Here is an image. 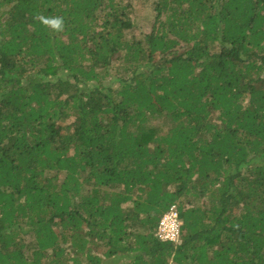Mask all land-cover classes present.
<instances>
[{
  "label": "trees",
  "instance_id": "1",
  "mask_svg": "<svg viewBox=\"0 0 264 264\" xmlns=\"http://www.w3.org/2000/svg\"><path fill=\"white\" fill-rule=\"evenodd\" d=\"M153 10L0 0V264H264V0Z\"/></svg>",
  "mask_w": 264,
  "mask_h": 264
},
{
  "label": "rangeland",
  "instance_id": "2",
  "mask_svg": "<svg viewBox=\"0 0 264 264\" xmlns=\"http://www.w3.org/2000/svg\"><path fill=\"white\" fill-rule=\"evenodd\" d=\"M123 5L129 6L132 11L128 14V17L132 23L131 27L125 31L128 37L135 36L136 38L149 32L151 24L153 22L155 12L153 10V0H118ZM118 67L120 65V60L115 64ZM115 72L114 68L111 69ZM62 176V174H61ZM32 236L26 235L25 241H31Z\"/></svg>",
  "mask_w": 264,
  "mask_h": 264
},
{
  "label": "built area",
  "instance_id": "3",
  "mask_svg": "<svg viewBox=\"0 0 264 264\" xmlns=\"http://www.w3.org/2000/svg\"><path fill=\"white\" fill-rule=\"evenodd\" d=\"M182 221L177 204H172L161 215L153 236L162 242L179 243Z\"/></svg>",
  "mask_w": 264,
  "mask_h": 264
},
{
  "label": "clouds",
  "instance_id": "4",
  "mask_svg": "<svg viewBox=\"0 0 264 264\" xmlns=\"http://www.w3.org/2000/svg\"><path fill=\"white\" fill-rule=\"evenodd\" d=\"M44 23L51 24L56 30H62L63 28V20L62 18H56L54 20H45Z\"/></svg>",
  "mask_w": 264,
  "mask_h": 264
}]
</instances>
